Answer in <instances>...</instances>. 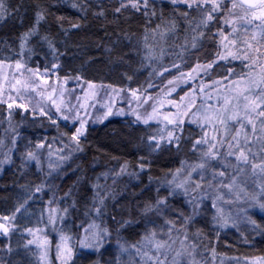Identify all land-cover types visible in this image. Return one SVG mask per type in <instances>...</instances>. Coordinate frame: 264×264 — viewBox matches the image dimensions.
Wrapping results in <instances>:
<instances>
[{
    "label": "snow or ice",
    "instance_id": "snow-or-ice-1",
    "mask_svg": "<svg viewBox=\"0 0 264 264\" xmlns=\"http://www.w3.org/2000/svg\"><path fill=\"white\" fill-rule=\"evenodd\" d=\"M172 5V18H165L163 13L156 17L155 5L152 0H118L112 5L114 19L121 16H128L139 13L146 18V29L152 24L156 17L158 22L152 28L154 36H158L161 41L167 42L170 34H176L179 30L180 20L187 25L185 30L184 42L179 45L181 51L177 57L181 62H187L189 57H196L195 67L190 72L185 73L181 68V63L173 61L171 67L157 65L153 67L156 55L152 49L144 54L140 66L144 67V61H148L147 67L152 69L150 79L147 81V88L156 85L151 81L154 76H163L165 72L173 75V79L168 80V85L173 87L165 93L170 96L175 91V86L181 81L194 80L201 71L207 72L214 66L223 67L221 61H240V73L234 67H228V76L224 77L228 83L213 81V87L217 90V104L202 103L197 105L195 100H188L185 104H178L175 100L166 98H154L147 93V88L143 85L132 87L134 82L133 72L126 73L128 80L127 88H113L116 94L127 91L131 97L129 110L125 112L123 108L118 115H131L134 117L133 123L144 124L151 129V122L155 121L157 127L154 131H148L141 138L139 159L136 167L141 173L150 172L153 159L164 153H191L196 157L195 162L181 161V166L174 172H168L159 178L156 186L155 199L144 201L138 204L134 210H129L127 218L113 214L111 219L114 222L115 235L117 239L116 264H203L197 260V245L191 234V226L196 223V217L208 211L210 202L212 230L219 235V229L226 228L230 224L236 226L243 214V218L252 225L253 230L264 235V224H258L252 219V209H259L264 212V0H170ZM55 5L48 6L36 0L35 3L26 0H0V28H7L11 25L14 39L8 45L9 51L14 55L6 59L14 61L15 73L12 79L15 81L5 99L3 88L0 87V105H6V115L0 116V123L7 122L8 128L13 135L8 152L4 153L0 159V166L12 163V153L18 145V139L13 124L16 115L22 116L23 120L28 119L31 110L33 122H35L36 112L39 109L41 117L47 119L59 128V121L63 120L66 132L60 133V140L63 147L57 148L56 158L52 159V144L47 141H38L36 150L27 147L21 159L25 166L34 162L38 172H43L44 160L42 149L48 148V176L52 177L53 172H57L63 163L71 159L74 152L83 151L82 138L86 135V125L88 115L81 116L79 109L85 108L84 104L74 107L68 104L64 106L63 100L58 96H63L62 86L53 88L49 83L50 77L55 74L57 85L60 81L62 66L58 62L61 55H65L58 48L55 40L50 36V32L45 28L48 17L53 15ZM71 7L78 9L86 19L87 11L91 5L73 2ZM151 7V11H149ZM94 16L107 19V9L103 3L95 6ZM60 21L61 32L67 34L64 28L63 16H56ZM216 31L212 32L214 22ZM18 22V26H17ZM80 23L72 22V29H79ZM110 40L109 47L104 49L105 53L111 58L116 55L118 59H131V55L120 54L128 48V44L117 36L113 42ZM205 41H211L214 45V56H206L203 63L200 62V52L205 47ZM7 43V42H5ZM47 46L48 52L44 53L43 72L41 67H32L28 61L33 55ZM145 47L147 48V34L145 35ZM136 54L140 55L139 47L135 49ZM52 60H48V56ZM12 68V63L7 65ZM90 66V62H89ZM5 67V61L0 60V71ZM260 68L258 75H254L256 68ZM176 69L180 75L175 76L171 69ZM248 69L247 73L244 69ZM84 65L81 66L80 73L72 77L65 76V83L69 78L77 82L88 84V88L94 89L96 85L88 81L83 75ZM47 74L48 78H45ZM239 76V78H237ZM187 77V80L185 79ZM39 81V84L36 83ZM40 85H48L51 92L47 95V100L51 106L37 104L33 106L30 93H37ZM110 87V86H109ZM195 92V89H193ZM210 91V90H209ZM209 91H206L203 82L200 87V94L207 100H211ZM15 93V95H13ZM88 95L87 93L85 94ZM162 108L169 104L176 108L161 113L152 105V111L144 113L139 111L142 104H147L152 100ZM186 97H181L185 100ZM223 103H220V100ZM132 101L136 102V107L132 106ZM91 107V105H89ZM103 107L106 109L102 116H97L96 121L102 122L108 116L113 115L112 104L109 102ZM52 109H55L53 113ZM19 110V111H15ZM71 124V128H69ZM190 125H195L200 129L196 133ZM74 128L75 131L71 129ZM0 140V144H3ZM55 143V141H53ZM31 141H29V145ZM131 167L129 163L120 166L116 175L129 174L138 176L139 173L128 172ZM55 179V177H52ZM150 184L152 183L150 177ZM51 182L47 181L36 185L35 192L41 193L46 187H50ZM253 184L259 191L250 190L249 185ZM164 193L161 194V190ZM20 201H17L11 214H0V234L7 238L9 243L0 248V264H13V259L7 262L4 256L12 257L20 255L18 250H14L11 245V237L18 230L17 221L25 212L28 211L29 200L36 199L31 191ZM57 192H53V197L48 201V223L52 225L53 231L56 230V223L64 222L70 213V208L77 207V201L72 199L73 189L70 188L60 197V201L67 204L72 203L63 209L53 208L52 205L57 201ZM106 189L99 186L94 187V195L90 207L85 211V216L92 219L91 223L87 220L80 225H73L79 232L82 229V236H77L79 244V259L82 261H92V264H104L99 258L103 255L101 251L105 243H111L113 230L107 226L97 223L98 218L105 216L107 212L106 200L108 199ZM178 201H182V206H177ZM225 205L234 206L235 214L231 208L226 212ZM187 209H190L188 211ZM87 225V226H85ZM132 229L137 239L133 242L122 239L124 232ZM140 230V231H137ZM25 231L32 239H27L25 245V255L32 254L31 245L40 249V261H44L50 241L43 233L42 229L27 228ZM60 242L56 245L58 258L62 257V264H68L77 256L74 246L70 245L71 237L62 234ZM175 234V235H174ZM200 231L196 233L198 238ZM182 237V239H181ZM179 242V249L174 245ZM247 242V238H245ZM210 246V245H209ZM97 258L93 260V256ZM122 256H127L128 260H122ZM19 264H24L23 259ZM73 264L75 262L73 261ZM239 264V260L237 261ZM248 264H264V257L255 258Z\"/></svg>",
    "mask_w": 264,
    "mask_h": 264
},
{
    "label": "trees",
    "instance_id": "trees-1",
    "mask_svg": "<svg viewBox=\"0 0 264 264\" xmlns=\"http://www.w3.org/2000/svg\"><path fill=\"white\" fill-rule=\"evenodd\" d=\"M26 2L35 3L36 0H26ZM73 2L92 6L88 8L86 19L83 18L84 14L78 9L71 7ZM40 3L48 6L55 5L53 15L48 17L45 28L49 30L50 36L55 40L60 51L66 53L58 58L62 71L57 87L62 86L64 90L63 86L65 85L66 89L70 90V99L67 104L75 102L73 99L75 91L88 87L87 83L77 82L73 78H69L66 83L64 81L65 76L72 77L79 74L82 65H84L83 75L86 79L93 82L96 85L95 88L102 91L121 87L126 89L129 83L126 79V73L128 72L135 73L132 87L144 84L146 82V72L140 66V62L146 48L145 35L147 34V47L159 45L160 38L154 36L152 32V28L158 22L156 17H159L161 13L165 18H172L173 16L172 5L169 2L152 0L156 9V17L153 18L152 24L146 29V18L139 13L121 16L118 20L113 18L112 5L118 3V0H40ZM99 3L105 5L107 19L94 16L95 6ZM149 11H151V7ZM56 16L65 17L63 23L64 28L67 29V34L61 32L60 21L56 19ZM72 22L80 23L82 27L72 29ZM215 24H218V21L214 22L212 32L216 31ZM184 28V21L181 19L179 30L176 34H170L166 43L181 38ZM117 36L124 44L129 45L120 55H131L130 60L118 59L116 55L109 58L105 53L104 49L111 46L109 38L114 42ZM12 39L14 37L11 25L7 28H0V60L5 61V67L0 71V74L4 79L11 76L8 74L12 72L16 74L14 61L6 59L14 55L8 48ZM204 43L205 47L199 54L201 63L205 61L206 56H214L212 42L205 41ZM137 47H139L140 55L136 54L135 49ZM46 52H48V48L45 45L38 54L31 57L28 61L29 65L32 67L40 66L41 72H43V64L46 62L43 55ZM48 60H52L51 55L48 56ZM196 62V57H189L188 61L184 62V66L190 71L195 67ZM8 63H12L11 69L7 66ZM51 78H54L57 83L55 74ZM7 84L6 82L5 85ZM71 93L73 94L71 95ZM2 115H6V105H0V116ZM27 115V120H23L21 115L14 117L13 124L18 137V145L12 153L13 162L5 165L0 173V214H11L16 202L22 200L27 194L26 190L31 191L36 196V199L29 200L28 211L20 216L17 221V225L22 226L24 229L35 226L40 222V207L37 204L40 197L35 192V187L43 182L44 176L37 171L33 163L25 166L21 156L26 152L27 147L33 149L38 141L45 140L48 143L61 141L60 133L68 131L64 127L65 122L63 120L59 121L60 127L58 128L47 117H41L37 112L35 122H33L31 110ZM133 121L129 117H109L102 122L95 121V119L89 121L86 125V135L82 138L83 151L75 154L67 174L59 180V183L55 181L58 185L52 187V190H48V194L43 196L44 198H48V196L52 198L55 191L58 193L56 199L59 201L65 192L70 188L73 189L72 198L77 201V207L71 210L68 220L64 224V230L69 235L77 237V231L73 226L75 223H83L86 218L92 221L90 217L85 216V211L92 203L95 186L106 189L109 192L108 197L110 200L113 197L112 202L106 200L107 212L105 216L98 218L96 222L109 227L114 234L112 215L118 214L127 218L129 210H134L138 204H142L144 201L154 199L159 178L170 171L174 172L181 166L182 160L187 161V155L183 152L180 154L164 153L153 159L150 172L141 173L139 168L136 167L141 151V138L151 130L138 123H133ZM6 126V121L0 123V135ZM69 128H71V124H69ZM71 130L75 131L74 128ZM29 141H31L30 145ZM25 142L27 144L23 145ZM126 162L131 165L128 172L135 171L139 173L138 176L116 175L120 166ZM150 177L151 184L149 182ZM177 206H182L181 201H178ZM257 222L258 224H264V220L261 218H257ZM212 228L213 225L205 212L196 218V223L191 226V234L196 244L213 251L217 257L245 259L264 257V235L259 232L246 233V237L240 239L232 233H219L217 236ZM198 230L200 235L197 238L196 233ZM15 236L16 234L12 235V237ZM123 237L130 242L136 240V235L132 229L126 230ZM245 238H247V242H245ZM5 241L6 238L0 236V248L7 245ZM11 245L14 250L20 252V255H15L14 252L12 257H8V259H13V264H19L22 259L24 264H33L30 257L25 255L20 246H17V243L11 242ZM19 245H22L21 239Z\"/></svg>",
    "mask_w": 264,
    "mask_h": 264
},
{
    "label": "rangeland",
    "instance_id": "rangeland-1",
    "mask_svg": "<svg viewBox=\"0 0 264 264\" xmlns=\"http://www.w3.org/2000/svg\"><path fill=\"white\" fill-rule=\"evenodd\" d=\"M163 1H167L170 3V0H163ZM218 23H221L220 21H218ZM184 27L186 28L187 25L184 23ZM184 28V29H185ZM185 30H183V34L181 35V38H179L178 40H170L167 43L165 42H161L160 44L157 45L156 47H152V46H148L147 48H145V51L143 53L144 54L148 51V49H152L156 55V59L153 61V67L157 66V65H162V66H168L171 67V64L173 63V61H176L177 63H181V68L183 69V71L185 73L190 72L189 70H187L185 68V64L184 62H181L178 57H177V53H180L181 49L179 47L180 44H182L184 42V38H185ZM142 56V59H143ZM222 65H224L223 67L220 66H214L212 69H209L207 72L201 71L199 73L198 76H196V78L194 80H187V77H185V79L187 80V82L181 81L180 83H178L175 86V91L171 92L170 96H166L165 97V93L170 90L173 86L172 85H168V80L173 79V75H170L169 73L165 72L164 75L161 76H154L151 78V81L156 85L153 88H147V81H149L150 79V73L152 71V69L150 67H147L148 61H144V67L143 69L146 72V82L144 84H142L145 88H147V93L149 95H151L154 98H166L168 100H175L178 104H185L188 102V100H195V102L197 103V105L202 104V103H211L213 106H215L217 104V90L213 87V81H217L220 80L222 81V85H221V91L223 90V84L228 83L227 80H224L223 78L228 76V72L227 69L228 67H234L237 73H240V61H221L220 62ZM215 71V72H214ZM248 69H244V72L247 73ZM171 72L175 75V76H179L180 73L172 68ZM260 72V68L257 67L256 71L254 73V75H258ZM13 73V72H12ZM12 73L8 74L11 75L9 76L7 79H4L2 74H0V87L3 88L4 91V95H5V99L7 98V95L10 92L11 89V85L15 83V81L12 79ZM14 74V73H13ZM45 78H48L45 74ZM237 78H239V76H237ZM8 83L7 85H5V83ZM203 82V85L205 86L206 91H209V94L211 95V100H207V98L203 95L200 94V87L201 84ZM37 84H39V81H36ZM49 83L52 85L53 88L57 87V83L55 81V79L51 78L49 79ZM63 88H65L63 91V96L59 97L58 96V102L59 100H63V104L65 107H67V102L70 99V90L66 89L65 85L63 86ZM193 89H195V92L193 91ZM73 91L75 89H72ZM51 92V88L48 87V85H40L39 86V91L37 93H30V97L32 98V103L33 106H36L37 104H45L46 106L50 107V101L47 100V95L48 93ZM88 94L87 96L85 94ZM73 93H71L72 95ZM13 95H15V93H13ZM74 96V103H70L72 106L76 107L79 104H84L85 108H81L79 109L81 116H85V111H87V116L85 117L86 119H88L89 121H92V119H95L96 121V117L97 116H102L104 111L106 110L103 105L107 104V103H111L112 104V110H113V115L108 116L109 117H129L132 120H134V117H132L131 115H118L115 113H118L119 110L121 108H123L125 110V112H127L129 110V101L131 100V97L128 96L127 91L120 93V94H116L113 92V90H99L98 88H94V89H89L88 87H86L85 89L81 90L78 89L77 91H75V93L73 94ZM181 97H186L185 100H181ZM220 103H223V100H220ZM156 104V107L159 109V111L161 113L163 112H167L169 110L175 112L176 108L172 107L169 104H165L162 108L160 107V105L156 102V100H152L147 104H142L139 108V111L141 113H144L145 110L147 112H151L152 111V105ZM89 105H91V107H89ZM132 106L136 107V102L132 101ZM15 111H19V110H15ZM53 113H55V109H52ZM6 113H7V108H6ZM37 113H39V109H37ZM21 116L23 115V113L20 114ZM7 123V122H6ZM88 124V123H87ZM152 126H151V131H154L157 127L155 121L151 122ZM144 127V124H140ZM190 128H192L196 133L200 132V129L197 128L195 125H190ZM15 133H16V129H15ZM12 135L13 132L11 129L8 128V124L6 126V128L4 130H2L1 135H0V140H3V144H0V159H3L4 157V153L8 152L9 148L13 147L11 144V139H12ZM17 136V135H16ZM18 139V137H17ZM45 141V140H44ZM27 143H23V145H26ZM52 144V159L55 160L57 152L56 149L63 147V143L62 141H55V143L51 142ZM16 149V147H15ZM14 149V150H15ZM33 150H36V146H34ZM40 151H43L44 156H43V160H44V169L43 172H41L44 176V180L42 183L50 181V187H54L56 185H58L59 180H61L68 172L69 167L71 165V162L75 156V154L77 152H74L72 154L71 159L65 161L62 165V167L58 170L59 175H57V172H53L52 173V177H55V179H52V177L48 176V148L42 149ZM196 157L193 156L191 153L187 154V161L188 162H195ZM34 165L35 163L32 162ZM4 164L2 166H0V173L3 170V168L5 167ZM36 166V165H35ZM58 183H56V182ZM249 189L250 190H255V191H259L258 188H256L255 185L250 184L249 185ZM48 190L49 188L46 187L44 189L43 192L38 193L39 195V199L37 201V204L40 207L39 210V214H40V222L35 225V226H31L29 228H32L34 231L36 229H42L43 233L41 232H37V235H46L48 240L50 241V244L48 246V252H47V256L45 258L44 261H40V257H39V253H40V249H37L35 245H31L29 247H31L32 249V253H35V255L32 254H27L31 261L33 262V264H62V257L58 258V252H57V247L56 245L60 242V234H61V229H63V233L64 235L70 236L71 237V241H70V245L74 246V249L77 253V256H75L73 258V261L75 262V264H92V261H82L79 259V244L77 242V237L71 236L68 233L65 232L64 230V224L67 222V218L68 216L65 218L64 222H57L56 223V230L53 231L52 225L48 223V201L50 199H52L51 197L49 198H44L43 196L45 194H48ZM108 195L109 192L107 191ZM164 193V190L162 189L161 194ZM94 195V193H93ZM155 197L157 195L156 190L154 193ZM73 199V198H72ZM155 199V198H154ZM107 200H110L109 198ZM60 201V200H59ZM113 201V197L111 198L110 202ZM72 203V200L68 201L67 204L62 203L61 201L59 203L53 204L52 207L53 208H57L59 207L60 209H63V207H66L68 205H70ZM182 203V201H181ZM206 204H208V211L206 212L207 216L209 217L210 221L212 219L211 215L208 214V212L211 211L210 208V202L206 201ZM225 210L226 212L229 210V208H231L233 214H235V207L234 206H229V205H225ZM73 208H70V212ZM188 211H190V209H187ZM251 211V216L252 219H255L257 221V218H261L264 220V212H260L259 209H252ZM199 217V216H197ZM196 217V218H197ZM88 223H91L92 221L89 220V218H86ZM258 223V222H257ZM80 222L75 223V225H80ZM87 226V225H85ZM18 230L14 232V234H16L15 237H11V242L17 243V246H20L21 250L25 253V245L27 242V239H32V236H29L28 233L25 231V229L22 226L17 225ZM75 230L77 231L76 227ZM140 231V230H139ZM219 233L222 234H226V233H232L235 234L238 238H243L246 237V233L248 234H252V233H258L256 231L253 230V227L250 223H248L244 218H243V214H241V218L239 219V221L237 222L236 226H232L231 224L226 227V228H221L219 229ZM77 234L82 236V229L78 232ZM77 235V236H78ZM175 235V234H174ZM21 239V244L19 245V241ZM122 239L128 240L125 237H122ZM137 239V236H136ZM182 239V237H181ZM130 242V241H129ZM6 244L9 243L8 239L6 238L5 241ZM197 245V260L198 261H202L203 264H237V261L239 260V264H248L249 261H252L254 259H245V258H236V257H217L213 251L211 250H207L204 249V247ZM174 247L176 249H179L180 245L179 242H177L176 245H174ZM103 252V255L100 256L99 258L104 262V264H116V256L118 254V250H117V239H116V235L115 233L112 236V241L111 243H105V247L104 249L101 250ZM97 257L94 255L93 256V260H95ZM3 259L5 260V262H7L8 260V256H4ZM122 260L127 261L128 257L127 256H122ZM73 261H69L68 264H73ZM185 264H187V262H185Z\"/></svg>",
    "mask_w": 264,
    "mask_h": 264
},
{
    "label": "water",
    "instance_id": "water-1",
    "mask_svg": "<svg viewBox=\"0 0 264 264\" xmlns=\"http://www.w3.org/2000/svg\"><path fill=\"white\" fill-rule=\"evenodd\" d=\"M0 236H2V234H0Z\"/></svg>",
    "mask_w": 264,
    "mask_h": 264
}]
</instances>
